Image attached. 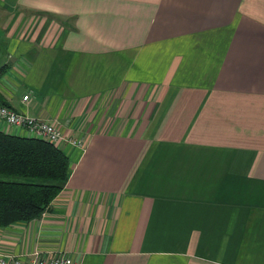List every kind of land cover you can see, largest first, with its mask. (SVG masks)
Segmentation results:
<instances>
[{
	"label": "crops",
	"instance_id": "1",
	"mask_svg": "<svg viewBox=\"0 0 264 264\" xmlns=\"http://www.w3.org/2000/svg\"><path fill=\"white\" fill-rule=\"evenodd\" d=\"M0 50V102L71 164L0 254L264 264V0H0Z\"/></svg>",
	"mask_w": 264,
	"mask_h": 264
},
{
	"label": "trees",
	"instance_id": "2",
	"mask_svg": "<svg viewBox=\"0 0 264 264\" xmlns=\"http://www.w3.org/2000/svg\"><path fill=\"white\" fill-rule=\"evenodd\" d=\"M7 72L1 67L0 78ZM70 165L58 145L0 130V228L42 218L66 189Z\"/></svg>",
	"mask_w": 264,
	"mask_h": 264
},
{
	"label": "built area",
	"instance_id": "3",
	"mask_svg": "<svg viewBox=\"0 0 264 264\" xmlns=\"http://www.w3.org/2000/svg\"><path fill=\"white\" fill-rule=\"evenodd\" d=\"M22 100L28 102L30 96L25 95ZM3 125L13 128L22 137L41 139L55 145L64 140L57 123L31 117L27 113H19L0 104V127ZM69 142L74 146L82 147L80 142L71 140ZM0 264H81V262L66 253L45 254L35 250L20 257L0 254Z\"/></svg>",
	"mask_w": 264,
	"mask_h": 264
},
{
	"label": "water",
	"instance_id": "4",
	"mask_svg": "<svg viewBox=\"0 0 264 264\" xmlns=\"http://www.w3.org/2000/svg\"><path fill=\"white\" fill-rule=\"evenodd\" d=\"M2 58V53H1V50H0V59Z\"/></svg>",
	"mask_w": 264,
	"mask_h": 264
},
{
	"label": "rangeland",
	"instance_id": "5",
	"mask_svg": "<svg viewBox=\"0 0 264 264\" xmlns=\"http://www.w3.org/2000/svg\"><path fill=\"white\" fill-rule=\"evenodd\" d=\"M69 142V141H68Z\"/></svg>",
	"mask_w": 264,
	"mask_h": 264
}]
</instances>
